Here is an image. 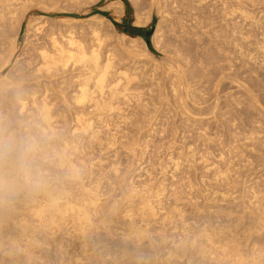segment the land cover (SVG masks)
<instances>
[{"label": "rangeland", "instance_id": "374dc122", "mask_svg": "<svg viewBox=\"0 0 264 264\" xmlns=\"http://www.w3.org/2000/svg\"><path fill=\"white\" fill-rule=\"evenodd\" d=\"M35 1L36 0H34V3L36 2L38 3L39 1V3L42 5L41 6L42 8L39 6L40 5L39 3H38L39 5L36 3L39 6L38 7V6H35L36 4L34 5L33 0L32 1L27 0L26 7L24 8L22 7V9H26L28 5H29V9L27 8L28 11L25 14V19L20 25L21 26L20 29L17 26L18 24H15V23L1 24L3 25L4 28L7 27L8 25L9 26L5 29L3 28L4 32L2 33L4 34L0 33V60H1L0 66L3 67V65L7 64L3 68L0 67V87H1L0 88V102H2V104L0 105V115H1L0 121L3 120L0 122V128L1 127L2 129L3 127L5 128L3 129V131L0 129V131L2 132L0 136H2V139L7 138L11 134L12 136H16L17 139H20L23 142H25V145L27 146V149L29 151V152L27 151V155H26L27 165L26 167L22 168L23 170L21 168L18 170L17 168H15L16 169L15 170L11 167L12 174L11 172H8V170L7 171L5 170V172H3L2 175L11 174L12 177H14V179L11 178V180L12 179L13 180L22 179L21 180L22 182L25 180L26 177L27 178L31 177V179L34 177L32 180L34 179L38 180L40 175L42 176L44 175L46 179H49V180L51 179L50 182H47V183H50L48 184L49 187L50 185L52 187L55 185V187H57V191H60V190L62 191V189L65 188L64 189L65 191H62L63 193L64 192L66 193L67 190H69L68 193H73L74 196L72 194L71 195L73 196L72 197L73 199L75 198V200H73L72 198H71L72 200L70 199V201H72L71 203L73 204V206L76 205L75 203L76 201L79 202L82 199V197L86 195L85 194L86 189L94 188L97 185H98L97 186L98 188L101 186L102 188L100 187L101 189L99 188L100 190L98 189V191L96 188L94 189H96L95 191H97V193L99 192L101 194L100 195L98 193L99 194L98 197H99V200H101V204L104 206V209L107 210V208L108 207L110 208V205H111L113 207V208L111 207L113 211V209H115L114 206H116L115 211L118 213V216L120 217L125 216L126 210H128L129 212L131 211V208L134 209L132 210L133 212L134 211L136 212V206L138 209V205L141 203L140 201L142 200L139 196H144V195L146 196V194H149L150 190L152 191V189L154 192L152 191L153 193L151 194H154V195L156 192H161V191L163 192L164 191L163 189H166L165 197H163L164 196L163 194L164 192H163L162 193L163 195L160 193L161 195L160 194L159 195L161 197L155 200L157 205L160 204L159 206H157V209L160 207L159 209L162 210L163 209L162 206H164L165 207L164 209L166 212L168 210L170 211L171 208H168V206L172 207L174 202L170 203V201L173 200L172 195L174 194V196L177 197V198L174 197V199L178 201V199L181 198V200L182 199L183 200L181 202V200L179 199L178 206L176 205L177 203H175L176 206L174 205L173 206L182 208V209L186 208L188 212L187 217L189 216V213H190L189 217L192 218V221L197 220L198 226L205 224L206 222L205 225L207 226V228L213 227V228L218 229L219 231H221L220 228L221 229L223 228V232L229 231L227 234H230V232H232V235L233 234L244 235L243 233L244 226H243V223L239 221L240 220L239 218L241 219H243L244 217L246 218L248 211L251 210L250 206L251 208H254L253 207L254 205L255 207H264V200H263L264 198V190H263L264 189V0H234L236 2H234L233 0H202V2L201 0H198L201 3H199L197 0L196 1L194 0L195 2H193V0H189V1L188 0H174V1L173 0H159V1L157 0V2L154 0H128L130 7L132 9L131 15H129V21L132 22V26L138 27V28H146L147 31H151L152 29H155L153 35L151 36V45H152L154 52H152L149 49L146 41L142 37L132 36V35H129L123 32L122 25L124 22V18L127 17V6L122 0H96V3L90 7L86 5L85 2L83 1H81V3L78 2V4L72 2L73 4L70 3L69 4L70 6L68 5V7L65 8L66 11H64L65 10L64 8L63 9H61L60 7L57 8L58 5H56L57 3L54 2L53 0H50L52 6L50 5L48 6V8H47V5H49L50 3L49 0H47L49 1V3L46 0H44L46 1L45 3L46 5L44 4L42 0H37L36 2ZM41 1L43 3H41ZM177 2H178V5H177ZM120 3L123 4L122 10H121ZM30 4L32 5L31 9H30ZM43 4L44 6H46L45 7L46 9L43 8ZM53 4H54V8L56 7V9L53 8ZM173 5L174 6L176 5V7H174ZM222 12L223 13L225 12V13L222 14ZM101 13H107L108 16L105 17ZM103 17L109 20L111 23L106 21L105 19H103V23H99L101 18ZM4 25H7V26H4ZM174 26H176L177 28ZM90 29L91 31L92 29H99L100 31H102V35L104 34L105 41H104L103 52H105L106 50L111 51L112 56H114L113 57L114 70L111 72V80L115 81V84L119 83L120 86H123L125 88L124 89L122 87V89L125 91L122 90V93L118 95L119 97H117L113 101L114 106L116 107L114 111L107 110L105 112L104 111L105 109H99L95 106L96 105L95 103L97 101L95 103L92 102L93 100L95 101V99L97 100V98L95 97H98L100 99V100L98 99L99 101L103 100V95L98 90H96V94L98 93V95L96 96L94 94L95 99H93L92 101L91 100L86 101L88 102V104L86 102L79 103L81 105L84 104L82 105L83 108L85 106L84 109L81 106H79L78 103L74 104V102H72V99L70 97L72 98L75 97V96H72V94H74L75 91L77 93V90L75 89L77 88L78 90H80V88L84 86V85H81L83 82L81 81L83 77H80L82 78L80 80L78 77H76L78 76V74H80L78 70H76L75 72V71H72L73 68L72 70L71 68H69L70 69V70L68 69L69 71L66 70V72L63 71L65 73L61 72V74L60 73L59 75L57 74L59 76L58 78H57V75H55L56 76L55 77L53 76V74L49 78L48 75H46L45 73H42V75H44V77L42 76L44 80H42V77L40 76L41 74L39 75L40 77L38 76V74H36V72L37 71L39 72V69H40V68L38 69V67H41L42 65L41 63L42 59L40 57L41 54H39L41 53V47L45 48V46L49 47L51 45L50 41L52 40H48V39L54 38V39H57L58 42L62 44L63 43L66 44L67 40L65 41L61 40L59 39V37L60 38L62 37V39L66 38L65 36L66 32H70V33H67L69 37L67 36L66 39L69 40L70 37L73 36L72 34L76 33L75 37H73L74 40H78V37H80L79 40H81V42L84 41V43H86L88 41L87 34L91 32ZM69 30H74V32L69 31ZM85 30L87 32L89 30V32L87 33ZM82 31L85 35L82 33ZM50 33L53 34V36ZM80 33L83 34L82 35L83 39H85L86 37L85 40L82 39V36ZM55 35H57L58 38ZM48 41H49V44H48ZM40 45L42 46L40 47ZM9 55H10V58L8 57ZM176 60L179 62L178 64L176 63ZM101 62H103V60ZM174 70L178 71V75L177 73L176 74L173 73ZM180 73H182L181 76L179 75ZM85 74L87 75V73ZM45 75L48 78L47 77L45 78ZM88 75L87 77H90V75L89 76ZM32 76H34L35 80L32 79L33 78ZM36 76H38L37 77L38 79H36ZM52 76H53V80H51ZM182 76L183 77L186 76V77L183 78ZM72 77H74V79L76 78L75 79L76 82ZM69 78L70 80H68ZM47 79H50V80H47ZM77 79L81 83H79ZM36 80L37 82L41 80V82L35 83ZM70 81H73V82H70ZM93 81L94 80L90 81L89 82L90 84H87L86 82L83 84L85 85L87 84L86 88H89L91 89L90 91L93 90V92H95L94 91L95 82ZM68 82L71 86H69ZM39 83L41 84L42 88ZM15 84H21V85H15ZM1 85L4 87H2ZM46 85L47 86L49 85V86L47 87ZM171 85L172 86L174 85V88L176 87L175 89H177L178 93L176 90H174V88H172ZM4 88H6V90ZM39 88L42 89V91L39 90ZM172 90L174 91L172 92ZM46 91L49 92L47 96L45 95V93L47 94ZM175 91H176L175 93L176 97L175 95H173ZM181 91L182 92L185 91V92L182 93ZM76 93L74 95H76ZM66 94L69 96H67ZM34 95H36L34 99L35 101L33 100ZM61 95H64V96H61ZM42 96L43 97L45 96L47 99L46 98L44 99ZM101 96L102 98H100ZM57 98L59 99L57 100ZM176 98H177V101H176ZM53 99L57 100L55 102L56 106L55 104L53 106L55 108L52 107V103H54ZM44 101L47 104H49L50 102V104L47 106H49V108H52L50 109L53 115V116L51 115L52 116L51 119H55V120L53 121L50 120L52 121L51 125L53 124L54 126V123L55 124L56 122L58 123L56 124L57 127L56 126H54L53 128L51 127V130L52 129L54 130L55 127L57 130H59L58 135H56L57 133L55 134V132H57L56 130L52 131L54 132V135H56V137H53L54 135L51 133L49 135V138H47L48 137L47 134H49L51 130L49 128H48L49 131L47 130L46 128L47 123H45L44 120L42 123V119L44 118H42L43 116L41 117V115H39V112L41 114L42 111H38V109L43 110L44 107L41 109L40 107L43 105ZM90 101L93 104L92 103L90 104L89 103ZM217 101H218V104H217ZM40 102H41V105H40ZM14 103L18 106H16ZM33 103L36 105H34ZM93 107L95 108V110L97 108V112L94 111ZM61 108L63 109L61 110ZM12 109L14 110L12 111ZM21 110L23 111L21 112ZM6 111L8 112V114ZM64 112L67 114H65ZM1 113H3V115L5 113L6 114L2 116ZM6 115L8 116V118L4 120L3 118ZM80 115H83L86 118L84 119V117L82 118V116ZM88 115L90 116V118ZM39 117H41L42 119L39 120ZM64 119H66L65 122H64ZM6 122H8L9 125L6 126ZM12 123H14L15 125ZM87 123H90L92 126L90 127V125L89 124L87 125ZM10 125L12 128L10 127ZM8 126L9 128H7ZM40 126L42 130L40 129ZM88 126L90 128H88ZM38 128L40 129V131ZM43 129H45L44 130L45 132L46 130L48 131L47 134L44 133ZM64 129L66 132L64 131ZM92 129H94L95 131H93ZM77 130L79 133L77 132ZM89 130L90 132H88ZM60 133H62V135ZM80 133L81 134L83 133V134L81 135ZM61 136L63 137L62 141L67 140L70 142V143L68 142L70 145L68 150L74 149L73 151H69V154L72 157L71 161L73 160L72 162H74L73 164L76 167L75 169L81 174V176H83L82 177L83 179L81 180L83 181L85 180L84 183L87 181L86 183L88 185L86 183H85L86 186L83 185L84 183H82L83 181H81L80 179H78V181L76 182L77 180L76 178L71 177L68 174L69 172L68 173L65 172L67 171L68 168L66 167L65 169L64 166L61 167L60 164H58L59 162L57 161L60 155L59 152L60 151L62 152L63 150L61 148L62 147L64 148L68 145V144L66 145L65 142H62V147H61L60 143H58L61 141L60 140ZM53 138L54 140L56 138V140L54 141ZM55 142L58 143L60 147L58 144H55ZM31 143H34L35 145ZM56 146L57 148H59L58 150H60V151L57 150L58 156H57L56 149L55 148L53 149V147H56ZM139 149H141V151ZM70 156H69V159H70ZM81 160L84 162H82ZM77 162L79 164H77ZM227 166H229V168ZM8 167L10 169L9 165ZM13 170L15 172L19 171V173L17 174V172L15 173ZM29 170L31 171L29 172ZM85 171L87 172L89 171V172L87 173ZM22 172L26 173V175ZM115 172L116 174H114ZM222 172L224 173V175ZM228 172L233 173V174H229V176H225V175H228ZM27 173L31 175L28 176ZM16 174H17V178L15 177ZM23 174L25 177H22ZM89 174H91V176ZM67 175L70 176L71 178L70 177L67 178L68 177ZM86 175H88L89 178L93 177L91 178L93 180V183H90L92 181ZM215 177L218 179H216ZM60 178L63 179V181L60 180ZM221 178L223 180L227 179L226 182L231 181L229 182L230 184L226 183ZM236 178H238V180ZM216 180L217 182H220V183H216ZM221 182L222 183L225 182V184L218 186V184H222ZM78 183H80V185ZM62 184H63V187H61L62 188L61 189L59 186H61ZM99 184H102V185L99 186ZM144 185L145 187L147 185H148L147 187L150 186L149 188L150 190L147 187L145 188V189H148L149 193L146 192L142 194ZM229 185H232L233 187ZM80 186H83V188L85 186V189H83V191H85L84 194L81 191L82 187ZM151 186H152V189H151ZM226 186H229V188ZM140 187L141 188L143 187L142 190ZM58 188L60 189L58 190ZM133 188H138L140 190L138 189L135 190ZM53 189H56V188L53 187ZM128 190L129 191L131 190L132 192H129ZM214 190H216V192ZM128 192L132 194H129ZM136 192H138L137 193L138 196L135 194ZM65 193L63 194L64 196H71L68 193H66L67 195H65ZM80 193L82 195L81 197L78 196V194L80 195ZM227 193L228 195L231 193L229 197L226 195ZM22 194L24 195L22 196L20 194L19 197L16 196L17 198L14 197L15 195L9 194L8 197L4 201L8 200L9 202H12V203H7L8 201H6L5 204H8L10 206L13 205V207L12 209L10 207L8 208H10L11 210H15L14 208L17 205H18L17 207L20 208L22 206L21 204H23V202H25L28 197V194L26 193H22ZM175 194H178V195H175ZM256 194L257 196H255ZM167 195L168 197H166ZM213 195L215 197H213ZM217 195L219 197L216 200L215 198L217 197ZM77 196L78 198L79 197L80 198L77 199L76 198ZM129 196H131L132 198ZM136 196H137V200L134 201ZM220 196L223 199V201L225 199L224 203L223 201H221ZM225 196L228 197L229 199H227ZM133 197L135 198L133 199ZM169 197L170 198L172 197V198L169 199ZM257 197L260 198L259 200H261V202L257 201L256 199ZM18 198L20 199L24 198L26 200L23 199V201L20 200L21 201L20 202ZM115 199L118 201L119 204L116 202ZM189 199L190 201H193L192 199H194L195 201L194 204L197 203V205H199V202H200L201 203L199 205L200 210L203 212H201L199 215L194 214V212L190 210L192 209L191 206L188 205V203H190ZM214 199L215 201H213ZM128 200L131 201V203L133 204L130 205V202ZM15 201H16V205H15ZM18 201L20 202V204ZM120 201H121V204L123 203V205H121L123 208L120 206ZM137 201L139 204L137 203ZM216 201L217 202L219 201L220 204L219 202L216 204ZM250 201L251 202L253 201V202L251 203ZM85 202H87V199ZM113 202L114 204L117 203L120 209L117 207V205H114ZM247 202L248 203L250 202L251 204L250 203L248 204ZM98 203H100V201ZM135 203L138 205H134ZM168 203H170V205H168ZM191 203L193 205V202ZM182 204L185 205V207H183ZM186 204L189 207L186 206ZM25 205L23 204L24 206L23 209L26 207ZM245 205H246L245 207L246 216L242 218L241 216L245 214L243 210ZM17 207H16V211H17L16 214L17 213H22V214L20 215L17 214V216L15 215L14 216L15 220H14V217H12L11 220H9L11 221L9 223L8 221L4 222L5 224L1 223L3 226L4 225L5 226L4 227L0 226L1 227L0 231L1 230H3V232L5 231V234L9 228H10L9 229L10 232L12 231V233L13 232L17 233V231H14L15 228L13 227L14 228L13 229L9 227V225L12 222H15L16 220L19 221L18 218H20V223L23 222L21 221L22 218L24 220L26 219L25 222L30 220L29 218L30 215H28V213H30L31 211H28V213H26L27 215L25 213L23 214V212L25 211L27 212V210H31V209L25 208L26 210L24 209L25 211H23V209L21 208L22 210L21 212H19L20 210L18 211L19 208ZM201 208L204 210H202ZM159 209H158V215H159V218L161 219L162 218L161 216H163L166 212L164 213V209H163L162 210L163 213H161ZM207 211L212 213V215L214 214L213 216L215 215L218 216L217 214H220V218L216 216L212 217L213 220L214 218L215 219L218 218L220 220L217 219L213 221L211 217H209L208 219L207 217L209 213ZM191 212H193L192 214L193 217L191 215ZM202 213H204L203 214L204 216L206 215L205 217L207 218L206 221L203 220L204 218L202 217L203 215H201ZM233 213H235V216ZM197 217L198 219L200 218L199 220L201 221L196 219ZM33 218L35 217H32L31 219ZM191 218H189L188 220H191ZM35 219L33 220L36 221ZM202 220L205 222H203ZM208 220L209 221L211 220L210 223ZM29 222L33 223L32 220L28 221L27 223ZM173 222L174 224H176L175 222L177 221H173ZM239 222L241 225L239 224ZM34 223L37 224L36 222ZM35 224H32V225H35ZM48 224L50 225V223ZM174 224H173V227L171 224H169L170 226H166V229H167V230L165 229L166 232L161 231L164 229H160L161 233L160 232L159 233L162 236V240L164 241L162 242L157 241L156 244L154 245L156 247H153L152 249L148 250L147 255H151L152 257L150 260L149 259H147V261L145 260L146 263L143 262V264H160V263L165 264L166 263L164 260L165 257H163V255H165L166 253L165 251L166 247L168 246L167 248L168 250L169 246H172L173 243H175V241H176V244H178L177 242L179 241L178 240L179 237L177 236L179 233L178 232L179 230L175 229L177 224L176 225ZM237 224L238 226H236ZM71 225L72 224H69V228L71 227ZM115 225H116V222H115ZM54 226L55 225H52V226L50 225V227L49 226L47 227L50 229V230L47 229L48 230V234L46 233L47 236H43L42 235L43 233L40 234V240L44 243V246L42 245L43 249L42 247L41 248L38 247L35 249V251L36 250L37 252L39 251L38 252L39 256L36 254L37 257L34 260V262L37 261L35 262L37 264H38V261L42 262V264H50V263L51 264H61V262L62 264H68L67 262H65L68 259V256L64 254L67 248H68L67 252H69L68 250H70V253H72L71 250L73 251V249L72 248L70 249L69 246L67 245L68 242L65 236L66 233L63 232L64 230H62L60 226L58 227L55 226L58 229H56ZM234 227L237 231L234 229ZM168 229L169 230L171 229V231L169 232ZM61 230L62 232H60ZM172 230H174V233L175 232H178V233L172 234L173 232ZM10 232H7V234L11 235ZM15 234L14 235L12 234V235L16 237L17 234L16 235ZM167 234L168 235L171 234V235L167 236ZM165 237L166 239H164ZM18 238H19V235L17 236V239ZM44 238H46V240H44ZM167 241L168 243H166ZM109 242L103 243L104 244L103 246L112 245L111 244L112 242L110 244ZM4 246L5 245H3V247ZM249 246L250 247H248V250H247V247L245 248L244 246L243 249L245 250L243 251H245V254H246V251H248L247 252L248 254H246L247 255L246 259H252L251 261L249 260V262L251 263L255 260L254 258H256L257 255L252 257V255H255L254 253L252 254V252L250 251L251 250L250 248H252L253 246L252 244ZM5 247L6 249H3L2 247H0V264L2 263L9 264L11 261L13 263L11 262L10 264H27L23 260H21V258H18L17 256H15V254L10 255L11 257L9 256V254L7 255L6 253L9 252V246L6 245ZM62 248L63 249L65 248V249L63 250ZM6 250H8V252H6ZM189 254H190L189 258H191L190 264L192 263L196 264L197 261L195 260V257H193L196 255L195 252H194L195 255L193 254L192 257H191L192 253H189ZM61 255L65 256L64 259H63V256ZM40 262L39 264H41ZM206 263L204 262L202 264H206ZM183 264H188L185 262V259L183 261Z\"/></svg>", "mask_w": 264, "mask_h": 264}, {"label": "bare ground", "instance_id": "6f19581e", "mask_svg": "<svg viewBox=\"0 0 264 264\" xmlns=\"http://www.w3.org/2000/svg\"><path fill=\"white\" fill-rule=\"evenodd\" d=\"M27 0H0V33H2V32H4V30H3V25H1V24H13V23H15V24H18L17 26L19 27V29H20V25L22 24V22H23V20L25 19V14L27 13V11H28V9H29V5H28V9L26 8V9H22V7L24 8V7H26V2ZM28 1H30V0H28ZM32 1V0H31ZM37 1V0H36ZM35 1V2H36ZM43 2H44V4L46 3V1H44V0H42ZM41 1V3H43ZM50 1V0H49ZM49 1H47L48 3H49ZM54 2H56L57 4L56 5H58L57 6V8L58 7H60L61 9H65V8H67L68 7V5L70 4V3H72V2H74V3H77L78 4V2H80L81 3V1H83V2H85V4L86 5H88L89 7L90 6H93L95 3H96V0H53ZM154 1H156L157 2V0H154ZM159 1V0H158ZM174 1V0H173ZM189 1V0H188ZM196 1V0H195ZM194 0H193V2H195ZM198 1V0H197ZM234 1V0H233ZM182 2V1H181ZM199 3H201L202 2V0H201V2L200 1H198ZM234 2H236V1H234ZM32 3V2H31ZM33 3H34V0H33ZM37 3V2H36ZM36 3H34V5L36 4ZM38 3H39V1H38ZM37 3V4H38ZM79 3V4H80ZM153 3V2H152ZM155 3V2H154ZM159 3V2H158ZM171 3H173V2H171ZM185 3V2H184ZM29 4V3H28ZM35 5V6H38V5ZM44 4H43V8H45L46 6H44ZM73 4V3H72ZM84 4V5H85ZM175 4V3H174ZM189 4V3H188ZM195 4V3H194ZM198 4V3H197ZM46 5V4H45ZM52 6V4H51V1H50V3H49V5H47V8H48V6ZM120 5H121V10L123 9L122 7V5L123 4H121L120 3ZM155 5V4H154ZM153 5V6H154ZM177 5H178V2H177ZM34 6V7H35ZM40 7L42 6L41 4L39 5ZM38 6V7H39ZM70 6V5H69ZM174 6V5H173ZM226 6V5H225ZM31 7H32V5L30 4V9H31ZM174 7H176V5L174 6ZM42 8V7H41ZM49 8H51V7H49ZM53 8H54V4H53ZM197 8V7H196ZM46 9V8H45ZM54 9H56V7L54 8ZM26 10V11H25ZM58 10V9H57ZM60 10V9H59ZM64 11H66V9L64 10ZM160 11V10H159ZM177 11V10H176ZM215 11V10H214ZM173 12V11H172ZM206 12V11H205ZM225 13V12H224ZM223 12H222V14H224ZM227 13V12H226ZM176 14V13H175ZM177 15V14H176ZM225 16H226V14H225ZM95 18V17H94ZM178 18V17H177ZM103 19H105L106 21H108V22H110L109 20H107L106 18H101V20H100V22L99 23H103ZM203 19V18H202ZM179 20V19H178ZM177 20V21H178ZM204 20H205V18H204ZM212 20V19H211ZM93 21V20H92ZM95 22V21H94ZM204 22V21H203ZM111 23V22H110ZM172 23H173V21H172ZM179 23V22H178ZM184 23H185V21H184ZM183 23V24H184ZM195 23V22H194ZM180 24V23H179ZM178 24V25H179ZM4 26H7V25H4ZM9 26V25H8ZM7 26V27H8ZM11 26V25H10ZM16 26V25H15ZM201 26V25H200ZM212 26V25H211ZM210 26V27H211ZM7 27H5V28H7ZM14 27V26H13ZM92 27V26H91ZM90 27V28H91ZM174 27H176V26H174ZM4 28V29H5ZM177 28V27H176ZM181 28V27H180ZM200 28V27H199ZM207 28H208V26H207ZM18 29V28H17ZM16 30V29H15ZM74 30H76V29H74ZM74 30H69V31H73L74 32ZM183 30V29H182ZM86 31V30H85ZM84 31V32H85ZM90 31H91V29H90ZM180 31V30H179ZM54 32V31H53ZM65 32H66V30H65ZM76 32V31H75ZM87 32V31H86ZM85 32V33H86ZM88 32H89V30H88ZM87 32V33H88ZM202 32V31H201ZM206 32V31H205ZM67 33H70V32H66V34H65V36H66V38H67V36L69 37V35H67ZM82 33H83V31H82ZM86 33V34H87ZM177 33V32H176ZM179 33V32H178ZM189 33V32H188ZM2 34H4V33H2ZM51 34V33H50ZM56 34V33H55ZM71 34H72V32H71ZM75 34L76 33H74V34H72L73 36H71L70 37V39L68 40V39H66V38H63L62 39V37L60 38L59 37V39H61V40H67L65 43L66 44H62V43H60V42H58V40L57 39H52V38H50V39H48V40H52V41H50V43H51V45L49 46V47H46L45 46V48H42L41 46L42 45H40V47H41V53H39V54H41V59H42V61H41V63H42V65H41V67H38V69H39V72L40 71H42V72H36V74H38V76L40 75L41 77L43 76L44 77V75H42V73H45L46 75H48V77L50 78L51 77V75L53 74V76H55V75H59V73L61 74V72L62 73H65L66 72V70H68L69 68H71V70H72V68H73V70L72 71H75L76 72V70H78V72H80V74H78V76H76V77H78L79 78V80L80 79H82V78H80V77H83V79L81 80V81H83L82 82V84L81 85H84V86H80L81 88H80V90H78L77 88L75 89V90H77V93H76V91H75V93H76V95H74V94H72V96H75V97H70L71 99H72V102H74V104L75 103H85L87 100H93V99H95V98H97V100L95 99V101L93 100L92 102H96L94 105L97 107V108H99V109H105L104 111L106 112L107 110L108 111H114L115 109H116V107L114 106V103H113V101L117 98V97H119L118 95L120 94V93H122V87L123 86H120V84L119 83H116L115 84V81H112L111 80V72L114 70V59H113V57L114 56H112V54H111V51H108V50H106L105 52H103V49H104V34L102 35V31H100L99 29H92V31L91 32H89L88 34H87V38H88V41L86 42V43H84V41L83 42H81V40H79V38L80 37H78V40H74V38L73 37H75ZM78 34V33H77ZM81 34V33H80ZM79 34V35H80ZM84 34V33H83ZM83 34H81V36L83 35ZM181 34V33H180ZM191 34V33H190ZM197 34V33H196ZM5 35H6V33H5ZM52 36H53V34H51ZM50 35V36H51ZM59 35V34H58ZM62 35V34H61ZM60 35V36H61ZM85 35V34H84ZM49 36V35H48ZM51 36V37H52ZM56 37H57V35H55ZM54 36V37H55ZM183 36V35H182ZM184 36H186V35H184ZM85 37V36H84ZM181 37V36H180ZM58 38V37H57ZM106 38V37H105ZM187 38V37H186ZM185 38V39H186ZM202 38H204V37H202ZM5 39V38H4ZM82 39H83V36H82ZM85 39H86V37H85ZM85 39H83V40H85ZM212 39V38H211ZM60 40V41H61ZM197 40V39H196ZM208 40V39H207ZM3 41V40H2ZM8 41V40H7ZM12 41V40H11ZM193 41V40H192ZM16 42V41H15ZM211 42H213V41H211ZM210 42V43H211ZM46 43V42H45ZM188 43V42H187ZM47 44V43H46ZM48 44H49V41H48ZM212 44V43H211ZM189 45V44H188ZM106 46V45H105ZM184 46V45H183ZM13 47V46H12ZM12 47H10V48H12ZM9 48V49H10ZM183 48V47H182ZM9 49H7V50H9ZM193 49V48H192ZM11 50V49H10ZM13 50H14V48H13ZM38 50V49H37ZM191 50V49H190ZM189 50V51H190ZM40 51V50H39ZM9 52V51H8ZM16 52V51H15ZM195 52H197V51H195ZM10 53V52H9ZM14 55V54H13ZM189 56V55H188ZM9 58H10V55L8 56ZM39 57V56H38ZM175 57H177V56H175ZM196 57V56H195ZM199 57V56H198ZM8 58V59H9ZM4 60V59H3ZM103 60V62H101ZM37 61H39V60H37ZM171 61V60H170ZM0 62H1V60H0ZM10 62V61H9ZM213 62H214V60H213ZM4 63V62H3ZM6 63V62H5ZM8 63V62H7ZM37 63V62H36ZM172 63V62H171ZM176 63L178 64L179 62L176 60ZM175 63V64H176ZM7 65V64H6ZM6 65H3V67L4 66H6ZM1 67V66H0ZM3 67H1V68H3ZM37 68V67H36ZM75 69V70H74ZM181 69V68H180ZM2 70V69H1ZM70 70V69H69ZM68 70V71H69ZM155 70V69H154ZM178 70H179V68H178ZM63 71H65V72H63ZM67 71V72H68ZM71 71V72H72ZM181 71V70H180ZM179 71V72H180ZM182 72V71H181ZM85 73H87V75L89 74L90 75V77H87V75L85 74ZM91 73H92V75H91ZM173 73H177V75H178V71H173ZM210 73V72H209ZM113 74V73H112ZM154 74V73H153ZM181 74L182 73H180L179 75L181 76ZM211 74V73H210ZM10 75V74H9ZM16 75V74H15ZM45 75V78L47 77ZM50 75V76H49ZM57 75V78L59 77ZM88 75V76H89ZM120 75V74H119ZM171 75V74H170ZM22 76V75H21ZM34 76H35V74H34ZM34 76H32L33 78L32 79H34L35 80V78H34ZM38 76H36V79H38L37 77ZM39 76V77H40ZM53 76H52V79L51 80H53ZM7 77V76H6ZM43 77H42V80H44L43 79ZM47 77V78H48ZM56 77V76H55ZM84 77H86V78H84ZM152 77V76H151ZM183 77V76H182ZM186 77V76H185ZM185 77H183V78H185ZM10 78V77H9ZM26 78V77H25ZM24 78V79H25ZM73 79H74V77H72ZM71 78V79H72ZM17 79V78H16ZM20 79V78H19ZM40 79V78H39ZM76 79V78H75ZM74 79V80H75ZM85 79V80H84ZM46 80V79H45ZM47 80H50V79H47ZM68 80H70V78L68 79ZM73 80V81H74ZM78 80V79H77ZM78 80V81H79ZM92 80H94L93 82H95L94 83V85H95V92H93V90L92 91H90L91 89H89V88H86L87 86V84H90L89 82L90 81H92ZM116 80V79H115ZM154 80V79H153ZM174 80H176V79H174ZM184 80V79H183ZM182 80V81H183ZM25 81V80H24ZM73 81H70V82H73ZM179 81V80H178ZM2 82V81H1ZM37 82V80L35 81V83ZM38 82H41V80L40 81H38ZM37 82V83H38ZM45 82V81H44ZM48 82V81H47ZM66 82V81H65ZM64 82V83H65ZM75 82H76V80H75ZM74 82V83H75ZM87 83L86 85L85 84H83V83ZM189 82V81H188ZM46 83V82H45ZM49 83H50V81H49ZM49 83H47V84H49ZM67 83V82H66ZM79 83H81L80 81H79ZM181 83V82H180ZM8 84V83H7ZM10 84V83H9ZM40 84V83H39ZM52 84V83H51ZM51 84H50V86H51ZM68 84H69V82H68ZM15 85H21V84H15ZM35 85V84H34ZM64 85V84H63ZM65 85H67V84H65ZM80 85V84H79ZM2 86V85H1ZM8 86H10V85H8ZM40 86H41V84H40ZM47 86V85H46ZM45 86V87H46ZM49 86V85H48ZM47 86V87H48ZM58 86V85H57ZM69 86H71L70 84H69ZM91 86V85H90ZM89 86V87H90ZM156 86V85H155ZM159 86V85H158ZM172 86V85H171ZM2 87H4V86H2ZM6 87V86H5ZM18 87V86H17ZM44 87V88H45ZM52 87H53V85H52ZM56 87V86H55ZM61 87V86H60ZM66 87V86H65ZM92 87H93V85H92ZM1 88V87H0ZM9 88V87H8ZM20 88V87H19ZM41 88H42V86H41ZM79 88V87H78ZM91 88V87H90ZM93 88V89H94ZM124 88V87H123ZM172 88H174V85L172 86ZM176 88V87H175ZM174 88V90H176L177 91V89H175ZM177 88H178V86H177ZM5 90H6V88H4ZM24 89V88H23ZM52 89V88H51ZM58 89V88H57ZM62 89V88H61ZM64 89V88H63ZM66 89V88H65ZM125 89V88H124ZM156 89V88H155ZM180 89V88H179ZM2 90V89H1ZM7 90H9V89H7ZM15 90V89H14ZM36 90V89H35ZM39 90H41L42 91V89H40L39 88ZM46 90V89H45ZM44 90V91H45ZM56 90V89H55ZM55 90H54V92H55ZM96 90H98V91H100V93L103 95V100L102 101H99L100 99L98 98V97H95L94 98V96L96 95H98V93L96 94ZM174 90H172V92L174 91ZM181 90V89H180ZM34 91V90H33ZM33 91H31V92H33ZM37 91V90H36ZM53 91V90H52ZM123 91H125V90H123ZM176 91L174 92V94L173 95H175V97H176ZM3 92V91H2ZM16 92V91H15ZM47 92V94L45 93V95L47 96L48 95V91H46ZM60 92H61V90H60ZM64 92V91H63ZM93 92V93H92ZM182 92V91H181ZM183 92H185V91H183ZM182 92V93H183ZM5 93V92H4ZM12 93H13V91H12ZM19 93V92H18ZM27 93V92H26ZM30 93V92H29ZM38 93V92H37ZM141 93V92H140ZM177 93H178V91H177ZM249 93V92H248ZM11 94V93H10ZM22 94V93H21ZM31 94V93H30ZM61 94V93H60ZM64 94V93H63ZM95 94V95H94ZM159 94V93H158ZM2 95V94H1ZM13 95V94H12ZM26 95H28V94H26ZM67 95V94H66ZM144 95V94H143ZM177 95H179V94H177ZM250 95V94H249ZM7 96V95H6ZM18 96V95H17ZM24 96V95H23ZM35 96L36 95H34V98H33V100L35 99ZM61 96H64V95H61ZM67 96H69V95H67ZM151 96V95H150ZM155 96V95H154ZM192 96V95H191ZM16 97V96H15ZM14 97V98H15ZM19 97V96H18ZM30 97V96H29ZM43 97V96H42ZM66 97V96H65ZM64 97V98H65ZM123 97V96H122ZM121 97V98H122ZM153 97V96H152ZM167 97V96H166ZM186 97V96H185ZM194 97V96H193ZM250 97V96H249ZM12 98V97H11ZM17 98V97H16ZM44 99L46 98L45 96L43 97ZM54 98V97H53ZM69 98V97H68ZM100 98H102V96L100 97ZM154 98V97H153ZM6 99H7V97H6ZM8 99H9V97H8ZM43 99V100H44ZM47 99V98H46ZM49 99V98H48ZM56 99V98H55ZM59 98H57V100H58ZM66 99V98H65ZM99 99V100H98ZM137 99V98H136ZM151 99V98H150ZM184 99V98H183ZM197 99V98H196ZM54 100V99H53ZM52 100V101H53ZM57 100H54V103H52V107L54 106V104H55V102L57 101ZM74 100V101H73ZM117 100H119V99H117ZM139 100V99H138ZM163 100V99H162ZM2 101H4V100H2ZM11 101V100H10ZM14 101V100H13ZM16 101H18V100H16ZM35 101V100H34ZM37 101V100H36ZM40 101V100H39ZM39 101H38V103H39ZM63 101V100H62ZM89 102L90 104L92 103V102ZM99 101V102H98ZM141 101V100H140ZM176 101H177V98H176ZM184 101V100H183ZM47 102V101H46ZM126 102V101H125ZM182 102V101H181ZM194 102V101H193ZM4 103V102H3ZM7 103V102H6ZM34 103H36V102H34ZM33 103V104H34ZM37 103V104H38ZM62 103V102H61ZM66 103H67V101H66ZM87 104H88V102H86ZM152 103V102H151ZM157 103V102H156ZM160 103V102H159ZM163 103V102H162ZM197 103V102H196ZM199 103V102H198ZM2 104V102H0V105ZM15 104V103H14ZM49 104H50V102H49ZM49 104H47V103H45V101H44V103H43V105L40 107V109L41 108H43V110H39L38 109V111H42L41 112V114H40V112H39V115H41V117L42 118H44V119H42L41 117H39V120L40 119H42V123H43V120H44V122L45 123H47L46 124V128H47V130H48V128L51 130V127L53 128L54 126H56V124H58L57 122H56V124L54 123V126H53V124L51 125V123H52V121L53 120H55V119H51V117L53 116L52 115V111L50 110V109H52V108H49V106H47V105H49ZM78 104H77V106H78ZM93 104V103H92ZM132 104V103H131ZM137 104V103H136ZM200 104V103H199ZM216 104V103H215ZM217 104H218V101H217ZM9 105V104H8ZM16 105V104H15ZM23 105V104H22ZM21 105V106H22ZM34 105H36V104H34ZM40 105H41V102H40ZM67 105V104H66ZM82 105H84V104H82ZM81 104H79V106H81L82 108H83V106H82ZM86 105V104H85ZM93 105V106H94ZM148 105V104H147ZM175 105V104H174ZM177 105V104H176ZM16 106H18V105H16ZM24 106V105H23ZM39 106V105H38ZM55 106H56V104H55ZM73 106V105H72ZM76 106V105H75ZM94 106V107H95ZM120 106V105H119ZM162 106H163V104H162ZM216 106V105H215ZM6 107V106H5ZM35 107V106H34ZM51 107V106H50ZM60 107H61V105H60ZM68 107V106H67ZM74 107V106H73ZM93 107V108H94ZM126 107H128V106H126ZM187 107V106H186ZM192 107V106H191ZM17 108V107H16ZM22 108H24V107H22ZM53 108H55V107H53ZM81 108V109H82ZM84 108H85V106H84ZM83 108V109H84ZM97 108H96V110H95V108H94V111H96L97 112ZM120 108V107H119ZM132 108V107H131ZM183 108H184V106H183ZM188 108V107H187ZM193 108V107H192ZM26 109V108H25ZM63 108H61V110H62ZM69 109V108H68ZM76 109V108H75ZM145 109H147V108H145ZM191 109V108H190ZM14 109H12V111H13ZM36 110H37V108H36ZM11 111V112H12ZM23 110H21V112H22ZM29 111V110H28ZM56 111V110H55ZM100 111V110H99ZM185 111V110H184ZM187 111V110H186ZM7 112V111H6ZM68 112V111H67ZM74 112V111H73ZM78 112V111H77ZM102 112H103V110H102ZM38 113V112H37ZM65 113V112H64ZM70 113V112H69ZM93 113V112H92ZM112 113V112H111ZM114 113V112H113ZM192 113V112H191ZM2 114V116H4L3 115V113H1ZM7 114H8V112H7ZM10 114V113H9ZM12 114V113H11ZM13 114H14V112H13ZM12 114V115H13ZM53 114H54V112H53ZM62 114V113H61ZM65 114H67V113H65ZM85 114V113H84ZM188 114V113H187ZM193 114V113H192ZM198 114V113H197ZM52 115V116H51ZM58 115V114H57ZM56 115V116H57ZM1 116V115H0ZM7 116V115H6ZM2 117L4 120H6V118H8V116L7 117ZM10 116V115H9ZM37 116V115H36ZM72 116V115H71ZM80 116H82V118L84 117L83 115H80ZM89 116V115H88ZM100 116V115H99ZM189 116V115H188ZM18 117V116H17ZM68 117V116H67ZM112 117V116H111ZM133 117V116H132ZM136 117V116H135ZM61 118V117H60ZM86 117H84V119H85ZM89 118H90V116H89ZM161 118V117H160ZM196 118H197V116H196ZM57 119V118H56ZM11 120V119H10ZM50 120H52V121H50ZM61 120V119H60ZM72 120V119H71ZM77 120H79V119H77ZM93 120V119H92ZM125 120V119H124ZM138 120V119H137ZM1 121H3V120H1ZM0 121V122H1ZM9 121V120H8ZM66 121V119H64V122ZM82 121V120H81ZM5 122V121H4ZM4 122H2V123H4ZM37 122V121H36ZM41 122V121H40ZM68 122V121H67ZM84 122V121H83ZM91 122V121H90ZM107 122V121H106ZM21 123V122H20ZM99 123V122H98ZM135 123V122H134ZM151 123V122H150ZM167 123V122H166ZM12 124H14V123H12ZM68 124V123H67ZM81 124H82V122H81ZM84 124V123H83ZM90 125V127L92 126L90 123H87V125ZM7 125H9L8 124V122H6V126ZM15 125V124H14ZM40 125V124H39ZM59 125H60V123H59ZM77 125V124H76ZM85 125H86V123H85ZM84 125V126H85ZM164 125H165V123H164ZM2 126V125H1ZM18 126V125H17ZM44 126H45V124H44ZM81 126V125H80ZM83 126V127H84ZM138 126V125H137ZM10 127H11V125H10ZM57 127V126H56ZM56 127H55V129L53 130H51L50 131V133L49 134H47V132L49 131H47L46 130V132L44 131L45 129H43V131H44V133H46L47 134V138H49V135L52 133L53 135H54V132H52V131H57V132H55V134L56 135H58V131L59 130H57L56 129ZM71 127V126H70ZM78 127V126H77ZM89 126H88V128H90ZM195 127V126H194ZM7 128H9V126L7 127ZM12 128V127H11ZM58 128H59V126H58ZM62 128V127H61ZM64 128V127H63ZM67 128V127H66ZM79 128V127H78ZM109 128V127H108ZM165 128V127H164ZM2 131H3V129H5L4 127H3V129H2V127L0 128ZM14 129V128H13ZM12 129V130H13ZM39 129V128H38ZM40 129H41V126H40ZM40 129H39V131H40ZM77 129V128H76ZM82 129V128H81ZM84 129H86V128H84ZM110 129V128H109ZM169 129V128H168ZM42 130V129H41ZM70 130V129H69ZM91 130V129H90ZM90 130L88 131V132H90ZM93 131H95L94 129H92ZM123 130V129H122ZM135 130H136V128H135ZM134 130V131H135ZM139 130H141V129H139ZM164 130V129H163ZM37 131V130H36ZM64 131H65V129H64ZM87 131V130H86ZM128 131V130H127ZM144 131V130H143ZM1 132V131H0ZM7 132V131H6ZM66 132V131H65ZM75 132V131H74ZM77 132H78V130H77ZM87 132V133H88ZM138 132V131H137ZM142 132V131H141ZM163 132V131H162ZM13 133V132H12ZM34 133H35V131H34ZM79 133V132H78ZM96 133H98V132H96ZM106 133V132H105ZM159 133V132H158ZM2 134V132L0 133V135ZM4 134V133H3ZM37 134H39V133H37ZM61 135H62V133H60ZM60 134H59V136H60ZM81 134V133H80ZM83 134V133H82ZM81 134V135H82ZM139 134H140V132H139ZM12 135V134H11ZM17 135V134H16ZM36 135V134H35ZM56 135H54L53 137H56ZM74 135V134H73ZM79 135V134H78ZM99 135V134H98ZM117 135V134H116ZM151 135V134H150ZM5 136V135H4ZM8 136V135H7ZM31 136V135H30ZM33 136V135H32ZM46 136V135H45ZM106 136V135H105ZM114 136V135H113ZM125 136V135H124ZM140 136V135H139ZM201 136V135H200ZM16 137V136H15ZM29 137V136H28ZM44 137V136H43ZM66 137V136H65ZM64 137V138H65ZM92 137V136H91ZM95 137V136H94ZM138 137V136H137ZM199 137V136H198ZM202 137H203V135H202ZM62 136H61V141L60 142H58V143H60V145H61V147H62V142H65V144L68 146H66V145H64V146H66V147H62L61 149H63L62 150V152L60 151V150H58L59 148H57V146L59 145L58 143H56L55 142V144H58L56 147H53V149L55 148L56 149V151L58 150V151H60L59 153H60V155H59V159H58V161L57 162H59L58 164H60V166L62 167V166H64L65 167V169H66V167L68 168L67 169V171H65L64 169V171L65 172H69L68 174L71 176V177H73V178H76L75 180H76V182L78 181V179H83L82 177L83 176H81V174L75 169L76 167H75V165L73 164L74 162H72L71 161V156H70V154H69V151H73L74 149H72V148H70V149H72V150H68V148L70 147V145H69V141H62ZM72 138V137H71ZM0 139H2V136H0ZM32 139V138H31ZM36 139V138H35ZM52 139V138H51ZM58 139V138H57ZM115 139V138H114ZM125 139V138H124ZM27 140V139H26ZM29 140V139H28ZM53 140H54V138H53ZM55 140H56V138H55ZM54 140V141H55ZM93 140V139H92ZM98 140H99V138H98ZM123 140V139H122ZM121 140V141H122ZM31 141H33V140H31ZM48 141V140H47ZM50 141V140H49ZM113 141V140H112ZM33 142H35V141H33ZM53 142V141H52ZM69 142V143H68ZM72 142H74V141H72ZM89 142V141H88ZM25 143V142H24ZM27 143V142H26ZM41 143V142H40ZM50 143V142H49ZM112 143V142H111ZM31 144H34V143H31ZM64 144V143H63ZM79 144V143H78ZM82 144V143H81ZM84 144V143H83ZM104 144V143H103ZM113 144V143H112ZM35 145V144H34ZM40 145V144H39ZM60 145H59V147H60ZM73 145H74V143H73ZM93 145V144H92ZM114 145V144H113ZM112 145V146H113ZM52 146V145H51ZM54 146V145H53ZM77 146V145H76ZM137 146H139V145H137ZM50 147V146H49ZM156 147V146H155ZM154 147V148H155ZM32 148V147H31ZM39 148V147H38ZM74 148V147H73ZM90 148V147H89ZM131 148V147H130ZM153 148V149H154ZM33 149H34V147H33ZM49 149V148H48ZM51 149V148H50ZM52 149V150H53ZM125 149V148H124ZM188 149V148H187ZM30 150V149H29ZM42 150V149H41ZM77 150V149H76ZM85 150V149H84ZM140 151H141V149H139ZM155 150V149H154ZM33 151V150H32ZM55 151V150H54ZM53 151V152H54ZM55 151V152H56ZM58 151H57V156H58ZM79 151V150H78ZM88 151V150H87ZM93 151V150H92ZM108 151V150H107ZM124 151V150H123ZM136 151V150H135ZM134 151V152H135ZM157 151V150H156ZM29 152V151H28ZM36 152V151H35ZM47 152V151H46ZM50 152V151H49ZM80 152V151H79ZM102 152V151H101ZM119 152V151H118ZM164 152V151H163ZM42 153V152H41ZM156 153V152H155ZM160 153V152H159ZM35 154V153H34ZM40 154V153H39ZM106 154V153H105ZM158 154V153H157ZM49 155V154H48ZM47 155V156H48ZM55 155H56V153H55ZM92 155V154H91ZM91 155H90V157H91ZM120 155V154H119ZM69 156H70V159H69ZM83 156V155H82ZM118 156V155H117ZM50 157V156H49ZM56 157V156H55ZM80 157V156H79ZM104 157V156H103ZM134 157H136V156H134ZM154 157V156H153ZM159 157H160V155H159ZM43 158V157H42ZM156 158V157H155ZM27 159V158H26ZM35 159V158H34ZM57 159V158H56ZM96 159V158H95ZM129 159V158H128ZM131 159V158H130ZM160 159V158H159ZM163 159V158H162ZM45 160V159H44ZM52 160V159H51ZM106 160V159H105ZM179 160V159H178ZM82 161V160H81ZM86 161V160H85ZM111 161V160H110ZM157 161V160H156ZM164 161V160H163ZM170 161V160H169ZM183 161V160H182ZM190 161V160H189ZM192 161V160H191ZM82 162H84V161H82ZM89 162V161H88ZM113 162V161H112ZM155 162V161H154ZM111 163V162H110ZM121 163V162H120ZM167 163V162H166ZM171 163V162H170ZM169 163V164H170ZM223 163V162H222ZM77 164H79L78 162H77ZM76 164V165H77ZM91 164V163H90ZM157 164V163H156ZM186 164V163H185ZM184 164V165H185ZM218 164V163H217ZM228 164V163H227ZM51 165V164H50ZM49 165V166H50ZM166 165V164H165ZM226 165V164H225ZM58 166V165H57ZM78 166V165H77ZM80 166V165H79ZM83 166V165H82ZM112 166H113V164H112ZM123 166V165H122ZM216 166V165H215ZM231 166V165H230ZM176 167V166H175ZM174 167V168H175ZM194 167V166H193ZM228 168H229V166H227ZM227 167H225V168H227ZM6 168H8V169H6ZM13 168V167H12ZM91 168V167H90ZM111 168V167H110ZM114 168H115V166H114ZM117 168V167H116ZM167 168V167H166ZM165 168V169H166ZM13 169H15V168H13ZM18 169H20V168H17V170ZM22 169V168H21ZM28 169V168H27ZM78 169V168H77ZM81 169V168H80ZM104 169V168H103ZM5 170L7 171L8 170V172H11V174H12V169H11V167H10V169H9V167H8V165L7 164H4L3 166H0V224L1 223H4V222H6V221H8V223L9 222H11V221H9V220H11V218L12 217H14L15 215L17 216V214L18 215H20V214H22V213H17L16 214V207L18 206H16L14 209L15 210H11L12 209V207H13V205L12 206H10V205H8V204H5V202L6 201H8V200H6V201H4L7 197H8V195L9 194H11V195H15L14 197H19L20 196V194L23 196L24 194H22V193H26V194H28V197H27V200L26 199H24V198H18V200L20 201V200H22L23 201V199L24 200H26L25 202H23V204L25 205V203H26V207L25 208H29V209H31V210H27V212L23 209V204H21L20 206V208L19 207H17V208H19L18 209V211L19 212H21V210L23 209V211H25V212H23V214L25 213H28V211H31L30 213L32 214H34L35 215V213H36V215L34 216L33 214V216L30 214V213H28V215H30V216H32V217H35V218H37V219H35V218H33V219H35L36 221H34L33 219H31L32 217H30L29 216V218H30V220H32V222L33 223H27L28 221H30V220H28L27 222H25V220L22 218V220L21 221H23L22 223H20V218H18V220L19 221H15V222H12L10 225H9V227H11V228H13L14 229V231H17V233L16 232H13L12 233V231L10 232L9 231V229H8V231H6V234H5V231L3 232V230H1L0 231V244L2 245H0V247H2L3 249H6V245H8L9 246V252L11 253H9L8 252V250H6V252H8V253H6L7 255L9 254V256L10 255H14L15 254V256H17L18 258H21V260H23L25 263H27V264H32L33 262H34V260L36 259V254L39 256V254H38V252H37V250L35 251V249L36 248H38V247H42V249H43V246H44V243L40 240V234L41 233H43L42 235L43 236H47V234H48V230L47 229H49V228H47L48 226L50 227V225L52 226V225H55L56 227H58V226H60L61 228H62V230H64L63 232H65L66 233V240H67V245L69 246V248L71 249H73V251L71 250V252L72 253H70V250H68L69 252H67V246H66V251H65V254L64 255H67L68 256V259L65 261V262H67L68 264H143V262H145V260L147 261V259H151V255H147V253H148V250L149 249H152L153 247H156V246H154L155 244H156V242L157 241H164V240H162V236L160 235V229H164V230H161V231H165V229H166V226H170L169 224H171L172 225V227H173V224H174V222L173 221H177V222H175L176 224H177V228L175 227V229H177V230H179L178 232H175V233H178V237H179V241L177 242L178 244H176V241H175V243H173V245L172 246H169V249L167 250V248H168V246L166 247V249H165V251H166V253H165V255H163V257H165L164 258V260H165V264H183V261H184V259H185V262L186 263H188V264H190L191 263V261H190V259L191 258H189L190 256V254L189 253H192V255H191V257L193 256V254H194V252H195V256H193V257H195V260L197 261H195L196 262V264H202V263H208V264H264V207H255V205L253 206L254 208H251V206H250V211H248V213H247V216H246V213H245V207H246V205L244 206V215H242L241 217L243 218L244 216H246V218L244 219H241V218H239L240 220V222L241 223H243V226H244V231H243V233H244V235H241V234H233L232 235V232H230V234H227L228 232H223V228L221 229L220 228V230L221 231H219L218 229H216V228H213V227H211V228H207V226L205 225L206 224V219L208 218L209 219V217H211V219L213 220V218L212 217H215V216H213L212 215V213H210V212H206L207 214H208V217L207 218H205L206 217V215L204 216L203 214L205 213H202L201 215H203L202 217L204 218H201V219H203V220H205V221H203V222H205V224H202V225H200V226H198L197 225V220L196 221H192V218L191 217H189L190 216V213H189V216L187 217V215H188V212H187V210H186V208H178V207H174V206H178V201H179V199L181 200V198H179L178 199V201L176 200V199H174V197H176V196H174V194L172 195V201H170V203L171 202H174L173 203V205H172V207H169L168 206V208H171V210L169 211H165V207L164 206H162V208L164 209V215L163 216H161L162 218L160 219L159 218V215H158V209L160 208H158L157 209V206H159V205H157L156 204V199H159L161 196V194L163 193L164 194V196L163 197H165V194H166V192H165V190L166 189H163L164 191L162 192L161 190V192H156L155 193V195L154 194H151V193H153L154 191H153V189H152V186H151V189H152V191L149 189L150 188V186L149 187H147L149 190H150V193H149V191H148V189H145L146 187H145V185L142 187L143 188V190H142V188H141V190H142V194L143 193H146V192H148L149 194H151V195H149V194H146V196L144 195V196H139L141 199V203L139 204L138 203V201H137V203L139 204H134V205H138V209H137V206H136V212L134 211H132V210H134V209H132L131 208V211H129L128 212V210H126V212H125V216H122V217H120V216H118V213L115 211V209H116V206H114V208L115 209H113V211L115 212H113L112 211V209H111V205H110V208L108 207L107 208V210H105L104 209V206L101 204V200H99V194L97 193V191H98V189L101 187L100 185H102V184H99V188L96 186V187H94V188H96L97 189V191H95L96 189H94V188H91V189H86L85 191H86V195L84 196V197H82V199L78 202V201H76L75 203H76V205L75 206H73V204L71 203L72 201H70V199L74 196L73 195V193H68V191L69 190H67V192L66 193H68V194H72L71 196H64L63 194L65 193H63L62 191H65L64 189L65 188H61V187H63V184L61 185V186H59L61 189H62V191L60 192V191H57V187H55V185L53 186L54 188H56V189H53V187L50 185V187L48 186V184H50V183H47V182H50V180L49 179H46L45 177H44V175L42 176V175H40V177H39V179L38 180H32L31 179V177L30 178H25V180L22 182L21 180H13L14 179V177H12V175L11 174H8V175H2L3 174V172H5ZM16 170V169H15ZM23 170V169H22ZM22 170H20V171H22ZM54 170V169H53ZM60 170V169H59ZM83 170V169H82ZM109 170V169H108ZM153 170V169H152ZM179 170V169H178ZM177 170V171H178ZM196 170V169H195ZM220 170V169H219ZM14 171V170H13ZM31 170H29V172H30ZM50 171V170H49ZM90 171V170H89ZM88 171V172H89ZM95 171V170H94ZM113 171V170H112ZM116 171V170H115ZM119 171V170H118ZM161 171V170H160ZM206 171V170H205ZM223 171V170H222ZM228 171V170H227ZM230 171V170H229ZM7 172V173H8ZM15 172V171H14ZM13 172V173H14ZM17 172V174L19 173V171H16ZM15 172V173H16ZM37 172V171H36ZM41 172H43V171H41ZM46 172V171H45ZM44 172V173H45ZM61 172V171H60ZM84 172V171H83ZM85 172H87V171H85ZM87 172V173H88ZM106 172V171H105ZM124 172V171H123ZM224 172H225V170H224ZM22 173H24V172H22ZM21 173V174H22ZM109 173V172H108ZM147 173V172H146ZM175 173V172H174ZM177 173V172H176ZM209 173V172H208ZM221 173V172H220ZM223 173V172H222ZM17 174L15 175V177L17 178ZM25 175H26V173H24ZM24 174H23V176L22 177H25L24 176ZM28 174V173H27ZM39 174V173H38ZM60 174V173H59ZM85 174V173H84ZM91 174H92V172H91ZM91 174H89L90 176H91ZM96 174V173H95ZM100 174V173H99ZM114 174H116V172L114 173ZM113 174V175H114ZM117 174H118V172H117ZM122 174V173H121ZM120 174V175H121ZM227 174V173H226ZM229 174H233V173H229L228 172V175H225V176H229ZM31 175V174H30ZM29 174H28V176H30ZM33 175V174H32ZM108 175V174H107ZM110 175V174H109ZM112 175V176H113ZM124 175V174H123ZM150 175V174H149ZM223 175H224V173H223ZM68 176V175H67ZM70 176H68L67 178H69ZM87 177H88V175H86ZM95 176V175H94ZM104 176V175H103ZM102 176V177H103ZM115 176V175H114ZM153 176V175H152ZM162 176V175H161ZM164 176H166V175H164ZM174 176V175H173ZM231 176V175H230ZM19 177V176H18ZM21 177V178H22ZM50 177V176H49ZM48 177V178H49ZM59 177V176H58ZM70 177V178H71ZM143 177V176H142ZM151 177V176H150ZM217 177H218V175H217ZM221 177V176H220ZM11 178H13L12 180H11ZM38 178V177H37ZM36 178V179H37ZM89 178V177H88ZM87 178V179H88ZM91 178H93V177H90L89 179H91ZM99 178V177H98ZM116 178V177H115ZM122 178V177H121ZM145 178V177H144ZM152 178V177H151ZM175 178V177H174ZM197 178V177H196ZM216 178V177H215ZM223 178H224V176H223ZM230 178V177H229ZM232 178V177H231ZM54 179H55V177H54ZM59 179V178H58ZM65 179V178H64ZM86 179V178H85ZM107 179V178H106ZM119 179V178H118ZM143 179V178H142ZM156 179V178H155ZM166 179V178H165ZM173 179V178H172ZM216 179H218V178H216ZM222 179V178H221ZM237 180H238V178H236ZM49 180V181H48ZM60 180H62L63 181V179H61L60 178ZM79 180V181H80ZM121 180V179H120ZM145 180V179H144ZM153 180V179H152ZM211 180V179H210ZM214 180V179H213ZM220 180V179H219ZM223 180V179H222ZM227 180V179H226ZM226 180H223V181H225L226 182ZM34 181V182H33ZM81 181H83V180H81ZM85 181V180H84ZM84 181L82 182V183H84ZM89 181V180H88ZM91 181L92 182H90V183H93V180L91 179ZM99 181V180H98ZM185 181V180H184ZM189 181V180H188ZM87 182V181H86ZM85 182V183H86ZM131 182V181H130ZM133 182V181H132ZM149 182V181H148ZM183 182V181H182ZM197 182V181H196ZM225 182H221L222 184H218V186L219 185H223V184H225ZM229 182H231V181H227L226 183H228V184H230ZM36 183V184H35ZM85 183L83 184V185H85ZM96 183V182H95ZM100 183V182H99ZM145 183V182H144ZM151 183H152V181H151ZM150 183V184H151ZM174 183V182H173ZM189 183V182H188ZM216 183H220V182H217V180H216ZM34 184V185H33ZM57 184V183H56ZM60 184V183H59ZM73 184V183H72ZM79 185H80V183H78ZM87 184V183H86ZM107 184V183H106ZM137 184V183H136ZM180 184H181V182H180ZM200 184V183H199ZM228 184H226V185H228ZM58 185V184H57ZM88 185V184H87ZM91 185V184H90ZM89 185V186H90ZM132 185V184H131ZM134 185V184H133ZM166 185V184H165ZM179 185V184H178ZM177 185V186H178ZM187 185V184H186ZM194 185V184H193ZM86 186V185H85ZM85 186H84V188H83V186H80V187H82V189H81V191L83 192V194H84V192L85 191H83V189H85ZM89 186H87V187H89ZM121 186V185H120ZM173 186V185H172ZM175 186V185H174ZM197 186V185H196ZM201 186V185H200ZM217 186V187H218ZM229 186H231V187H233L232 185H229ZM229 186H226V187H228L229 188ZM234 186H236V185H234ZM67 187V186H66ZM78 187V186H77ZM160 187V186H159ZM162 187H164V186H162ZM203 187V186H202ZM224 187H225V185H224ZM224 187H223V189H224ZM60 188H58V190L60 189ZM102 188V187H101ZM100 188V189H101ZM169 188V187H168ZM182 188H184V187H182ZM207 188V187H206ZM219 188V187H218ZM99 189V190H100ZM106 189V188H105ZM133 189H138V188H133ZM155 189V188H154ZM162 189V188H161ZM187 189V188H186ZM198 189V188H197ZM205 189V188H204ZM220 189V188H219ZM253 189V188H252ZM104 190V189H103ZM138 190H140V189H138ZM137 190V191H138ZM183 190V189H182ZM228 190V189H227ZM231 190V189H230ZM264 190V189H263ZM73 191H75V190H73ZM124 191V190H123ZM129 191V190H128ZM185 191V190H184ZM189 191V190H188ZM206 191V190H205ZM215 192H216V190H214ZM218 191V190H217ZM17 192H19V193H17ZM81 192V193H82ZM116 192V191H115ZM129 192H132L131 190L129 191ZM128 192V193H129ZM140 192V191H139ZM181 192V191H180ZM183 192V191H182ZM209 192V191H208ZM257 192V191H256ZM255 192V193H256ZM65 193V195H67ZM81 193H80V195L78 194V196H82L81 195ZM112 193V192H111ZM138 192H136L135 194L138 196V194H137ZM161 193V194H160ZM174 193H176V192H174ZM186 193V192H185ZM129 194H132V193H129ZM133 194H134V192H133ZM160 194V195H159ZM162 194V195H163ZM182 194V193H181ZM192 194V193H191ZM208 194V193H207ZM231 194V193H230ZM229 194V195H230ZM251 194V193H250ZM10 195V196H11ZM77 195V194H76ZM101 195V194H100ZM110 195V194H109ZM124 195V194H123ZM126 195V194H125ZM147 195H149V196H147ZM170 195V194H169ZM175 195H178V194H175ZM215 195V194H214ZM213 195V197H215ZM219 195V194H218ZM217 195V197L215 198L216 200H217V198L219 197ZM222 195H223V193H222ZM228 197H229V195H228V193L226 194ZM26 196V195H25ZM78 196L76 197L77 199H79L78 198ZM127 196V195H126ZM137 196H136V198L135 197H133V199H134V201L135 200H137ZM171 196V195H170ZM200 196V195H199ZM207 196V195H206ZM255 196H257V194L255 195ZM16 197V198H17ZM129 197H131V196H129ZM166 197H168V195L166 196ZM201 197H203V196H201ZM212 197V198H213ZM226 197V196H225ZM228 197H226L227 199H229ZM246 197V196H245ZM251 197V196H250ZM260 197V196H259ZM259 197H257L256 199H257V201H259V202H261V200H259L260 198ZM103 198V197H102ZM132 198V197H131ZM170 197H169V199H171ZM177 198V197H176ZM220 198H221V196H220ZM9 199H10V197H9ZM73 199V198H72ZM71 199V200H72ZM86 199H87V202H85L86 201ZM164 199V198H163ZM168 199V200H169ZM195 199V198H194ZM194 199H192L193 201H190V199H189V201H190V203L191 202H193V205H192V203L190 204V203H188V205H190L191 206V208L192 209H190V210H192L193 212H194V214H200L201 212H203V211H201L200 210V202H199V205H197V203H195L194 204ZM204 199V198H203ZM211 199V198H210ZM215 199L213 200V201H215ZM15 200H17V199H15ZM29 200V201H28ZM73 200H75V198L73 199ZM116 200V199H115ZM119 200V199H118ZM129 200H130V198H129ZM128 200V201H129ZM161 200V199H160ZM159 200V201H160ZM176 202H175V201ZM183 200V199H182ZM182 200H181V202H182ZM196 200V199H195ZM200 200V199H199ZM206 200V199H205ZM209 200V199H208ZM243 200H244V198H243ZM263 200H264V198H263ZM262 200V201H263ZM14 201V200H13ZM18 201V202H19ZM100 201V203H98ZM114 201V200H113ZM158 201V202H159ZM188 201V200H187ZM198 201V200H197ZM221 201H223V199L221 198ZM224 201H225V199H224ZM224 201H223V203H224ZM247 201V200H246ZM255 201V200H254ZM21 202V201H20ZM20 202H19V204H20ZM115 202V201H114ZM114 202H113V204H114ZM116 202L118 203V201L116 200ZM130 202V205L131 204H133V203H131V201H129ZM129 202H128V204H129ZM157 202V203H158ZM166 202V201H165ZM164 202V203H165ZM168 202V201H167ZM185 202H186V200H185ZM219 202V201H218ZM217 201H216V204L218 203ZM229 202V201H228ZM251 202V201H250ZM249 202V203H250ZM253 202V201H252ZM251 202V203H252ZM7 203H12V202H7ZM104 203V202H103ZM114 204V205H117V207L119 206L118 204ZM160 203V202H159ZM170 203H168V205H170ZM175 203H177L176 205H175ZM209 203H211V202H209ZM231 203V202H230ZM236 203V202H235ZM248 203V202H247ZM248 203V204H249ZM250 203V204H251ZM101 204V205H100ZM127 204V203H126ZM219 204H220V202H219ZM229 204V203H228ZM255 204V203H254ZM261 204V203H260ZM8 205V206H7ZM15 205H16V201H15ZM121 205H123V203L121 204V201H120V206ZM162 205V204H161ZM166 205H167V203H166ZM183 205V204H182ZM187 204H186V206H188ZM214 205V204H213ZM263 205V204H262ZM103 208H102V207ZM106 206V205H105ZM181 206V205H180ZM204 206V205H203ZM202 206V207H203ZM261 206V205H260ZM8 207H10V208H8ZM122 207V206H121ZM126 207V206H125ZM131 207H133V206H131ZM183 207H185V205H183ZM189 207V206H188ZM219 207V206H218ZM221 207H222V205H221ZM22 208V209H21ZM113 208V207H112ZM119 208V207H118ZM123 208V207H122ZM128 208V207H127ZM135 208V207H134ZM168 208H166V209H168ZM174 208V209H173ZM223 208H224V206H223ZM120 209V208H119ZM162 209V210H163ZM186 211H185V210ZM202 209V208H201ZM111 210V211H110ZM160 210V209H159ZM162 210H160L161 211V213H163L162 212ZM202 210H204V209H202ZM225 210V209H224ZM230 210V209H229ZM249 210V209H248ZM108 211V212H107ZM118 211H120V210H118ZM123 211V210H122ZM189 211V210H188ZM221 211V210H220ZM222 211H223V209H222ZM107 212V213H106ZM190 212V211H189ZM193 212H191V215L193 214ZM236 212V211H235ZM239 212H240V210H239ZM160 213V214H161ZM215 213V212H214ZM219 213V212H218ZM238 213V212H237ZM225 214V213H224ZM228 214V213H227ZM231 214V213H230ZM234 214V216H235V213H233ZM27 215V214H26ZM120 215H122V214H120ZM162 215V214H161ZM197 215V216H198ZM218 216H216V217H219L220 218V214H217ZM229 215V214H228ZM228 215H227V217H228ZM237 215V214H236ZM195 216V215H194ZM226 216V215H225ZM192 217H193V215H192ZM233 217V216H232ZM25 218H26V216H25ZM189 218H191V220H188ZM195 218V217H194ZM224 218V217H223ZM238 218V217H237ZM196 219H198V217L196 218ZM200 219V218H199ZM198 219V220H199ZM218 218H214V220H217ZM14 220H15V217H14ZM160 220V221H159ZM213 220V221H214ZM218 220H220V219H218ZM230 220V219H229ZM192 221V222H191ZM199 221H201V220H199ZM198 221V222H199ZM209 221V220H208ZM211 221V220H210ZM210 221H209V223H210ZM237 221H238V219H237ZM34 222H36L37 224H35ZM115 222H116V225H115ZM190 222V223H189ZM196 222V223H195ZM240 222H239V224H240ZM48 223H50V225L48 224ZM167 223H169V224H167ZM173 223V224H172ZM224 223V222H223ZM232 223V222H231ZM5 224V223H4ZM32 224H35V225H32ZM69 224H72L71 225V227L69 228ZM176 224H174V225H176ZM199 224H201V223H199ZM208 224V223H207ZM225 224V223H224ZM223 224V225H224ZM159 225V226H158ZM222 225V224H221ZM241 225V224H240ZM239 225V226H240ZM0 226H3L2 224L0 225ZM5 226V225H4ZM3 226V227H4ZM7 226V225H6ZM54 226V227H55ZM180 226V227H179ZM219 226V225H218ZM236 226H238V224L236 225ZM55 227V228H56ZM163 227V228H162ZM165 227V228H164ZM232 227V226H231ZM1 228V227H0ZM6 228V227H5ZM171 228V227H170ZM230 228V227H229ZM233 228V227H232ZM239 228V227H238ZM4 229V228H3ZM56 229H58V228H56ZM226 229V228H225ZM231 229V228H230ZM234 229H235V227H234ZM12 230V229H11ZM50 230V229H49ZM52 230H53V228H52ZM62 230L60 231V232H62ZM167 230V229H166ZM169 230V229H168ZM232 230V229H231ZM236 230V229H235ZM240 230H241V228H240ZM47 231V232H46ZM59 231V230H58ZM171 231V229L169 230V232ZM173 232H172V234L174 233V230H172ZM237 231V230H236ZM7 232H10L11 233V235L10 234H7ZM45 232V233H44ZM160 232V233H159ZM166 232V231H165ZM17 235H16V234ZM47 233V234H46ZM64 233V234H65ZM163 233V232H162ZM174 233V234H175ZM233 233H234V231H233ZM237 233V232H236ZM241 233V232H240ZM242 233V234H243ZM15 234L16 235V237H14L13 235ZM44 234H46V235H44ZM19 235V238L17 239V236ZM171 234H167V236H170ZM241 235V236H240ZM42 236V237H43ZM166 236V237H167ZM175 236V235H174ZM166 237L164 238V239H166ZM64 238V237H63ZM168 239V238H167ZM174 239V238H173ZM44 240H46V238H44ZM43 240V241H44ZM52 241V240H51ZM109 241H111V242H109ZM64 242V241H63ZM106 242H109V244L111 243L112 245H106V246H103L104 244L103 243H106ZM43 243V244H42ZM46 243V242H45ZM62 243V242H61ZM164 243V242H163ZM166 243H168V241L166 242ZM252 244V248H250L251 250V252H252V254L254 253L255 255H252V257L253 256H256L257 255V257L256 258H254L253 260V262H249V260L251 261L252 259H246L247 257V255L246 254H248L247 252L248 251H246V254H245V251H243V250H245V249H243L244 248V246H245V248L247 247V250H248V247H250L249 245H251ZM3 245H5L4 247H3ZM43 245V246H42ZM66 245V244H65ZM167 245V244H166ZM53 246V245H52ZM51 247V246H50ZM39 248V249H40ZM8 249V248H7ZM49 249V248H48ZM47 249V250H48ZM63 249V248H62ZM65 249V248H64ZM63 249V250H64ZM2 250V249H1ZM46 250V251H47ZM55 250V249H54ZM190 251H192V252H190ZM194 251V252H193ZM249 251V252H250ZM4 252V251H3ZM250 252V253H251ZM42 253V252H41ZM46 253H48V252H46ZM6 255V256H7ZM44 255V254H43ZM47 255V254H46ZM57 255V254H56ZM56 255H54V256H56ZM64 255H61V256H63V259H64ZM249 255H251V254H249ZM11 257V256H10ZM41 257V256H40ZM51 257V256H50ZM251 257V258H252ZM9 258V257H8ZM14 258V257H13ZM67 258V257H66ZM156 258H157V256H156ZM188 258V259H187ZM249 258V257H248ZM38 259H40V258H38ZM50 259V258H49ZM53 259V258H52ZM51 259V260H52ZM13 260V259H12ZM45 260V259H44ZM154 260V259H153ZM248 260V261H247ZM5 261V260H4ZM11 261V260H10ZM192 261H193V259H192ZM12 262V261H11ZM10 262V263H11ZM15 262V261H14ZM35 262H37V261H35ZM33 263V264H37V263ZM39 262L40 261H38V264H39ZM49 262V261H48ZM50 262H52V261H50ZM9 263V264H10ZM13 263V262H12ZM41 264H42V262H40ZM64 263V262H63ZM146 263V262H145ZM156 263V262H155ZM206 263V264H207ZM3 264V263H2ZM51 264V263H50ZM61 264H62V262H61ZM161 264V263H160ZM193 264V263H192Z\"/></svg>", "mask_w": 264, "mask_h": 264}, {"label": "clouds", "instance_id": "9594fccd", "mask_svg": "<svg viewBox=\"0 0 264 264\" xmlns=\"http://www.w3.org/2000/svg\"><path fill=\"white\" fill-rule=\"evenodd\" d=\"M27 146L15 136L0 139V166L4 164L13 168H24L27 165Z\"/></svg>", "mask_w": 264, "mask_h": 264}, {"label": "trees", "instance_id": "16d2710c", "mask_svg": "<svg viewBox=\"0 0 264 264\" xmlns=\"http://www.w3.org/2000/svg\"><path fill=\"white\" fill-rule=\"evenodd\" d=\"M126 6H127V17L124 18V22H123V32L132 36H139L142 37L148 44L149 49L154 52L152 45L149 41H151V37H147L146 36V32L147 29L146 28H138V27H134L132 26V22L129 21V15H131L132 9L130 7V4L128 2V0H122ZM103 16L107 17L108 14L107 13H101ZM134 22V21H133ZM120 26V25H119Z\"/></svg>", "mask_w": 264, "mask_h": 264}, {"label": "water", "instance_id": "95a60500", "mask_svg": "<svg viewBox=\"0 0 264 264\" xmlns=\"http://www.w3.org/2000/svg\"><path fill=\"white\" fill-rule=\"evenodd\" d=\"M154 30H155V29H152L151 31H147V32H146V36H147V37H151V36L153 35V33H154ZM149 42L151 43V41H149ZM146 43H147V42H146ZM147 44H148V43H147Z\"/></svg>", "mask_w": 264, "mask_h": 264}]
</instances>
